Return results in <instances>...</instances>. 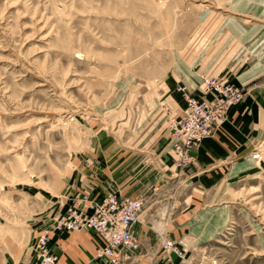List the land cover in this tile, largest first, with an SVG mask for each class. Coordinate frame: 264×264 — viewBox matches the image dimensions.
<instances>
[{"label":"rangeland","instance_id":"374dc122","mask_svg":"<svg viewBox=\"0 0 264 264\" xmlns=\"http://www.w3.org/2000/svg\"><path fill=\"white\" fill-rule=\"evenodd\" d=\"M241 5L0 0V261L17 243L33 241L35 251L44 229L68 232L54 230V223L83 198L113 194L143 205L141 196L127 194V181L149 165L154 141L167 143L176 171L189 169L191 152V162L180 163L170 148L169 126L183 115L184 94L207 100L193 93L189 81H199L200 95H209L204 79L231 84L226 75L202 69V56L221 25L248 24L234 13ZM229 37L220 36L214 50ZM235 50L227 49L224 58ZM259 127L249 152L234 162L249 169L227 171L203 196L202 210L223 211L216 231L202 242L161 243L180 264H264V123ZM116 178L127 182L124 194L94 195ZM187 185L170 192V204L188 203L186 192H179ZM165 242L175 243L178 253L166 250Z\"/></svg>","mask_w":264,"mask_h":264},{"label":"crops","instance_id":"0c3cea01","mask_svg":"<svg viewBox=\"0 0 264 264\" xmlns=\"http://www.w3.org/2000/svg\"><path fill=\"white\" fill-rule=\"evenodd\" d=\"M241 1L243 5L234 13L241 15L242 21L248 24L231 21L221 25L210 41H217L226 34L230 36L225 42L227 45L224 43L214 50V41L205 47L201 68L216 75H226L231 84L243 90V101L227 110L221 128L212 138L191 151L192 163L185 172L180 173L172 166L170 149L165 141H154L149 145V165L130 174L127 181L131 185L127 194L141 196L144 203L139 222L130 229L139 248L126 253L123 264H180L174 255L161 250V243L165 239L196 243L209 238L224 216L222 209L219 213L202 210L203 196L227 171L233 170L236 174L249 169L248 163L234 162L249 152L251 141L261 130L259 125L264 123V0ZM253 21H258L257 27L251 24ZM222 47H225V53L230 47L236 50L231 58L225 59ZM191 81L188 84L193 86V93L210 99L209 95H200L197 79ZM164 95L162 98L168 100ZM179 105L181 112L183 105ZM116 180L115 184L107 185L104 191L94 195L109 191L124 194L123 186L127 182L121 178ZM183 182L188 185L179 192H186L188 203L185 204L184 199L179 206L170 204V192H178V186ZM171 183L176 184L171 186ZM33 244L32 241L12 246L3 253L0 264H34ZM48 246L60 264H106L95 258L103 240L92 231L53 232Z\"/></svg>","mask_w":264,"mask_h":264},{"label":"built area","instance_id":"2783aa9c","mask_svg":"<svg viewBox=\"0 0 264 264\" xmlns=\"http://www.w3.org/2000/svg\"><path fill=\"white\" fill-rule=\"evenodd\" d=\"M202 86L211 96V101L184 94L183 115L171 121L169 126L170 148L182 164L191 162L192 149L209 138L229 106L239 103L244 97L242 89L229 83L204 79ZM142 209L141 200L113 194L97 201L83 198L77 207L69 208L57 218L53 229L68 232L90 230L103 240L95 258L107 264H123L125 253L139 247L130 229L139 222ZM50 231L44 229L36 238L34 264H60L48 247ZM164 248L178 253L175 243L165 242Z\"/></svg>","mask_w":264,"mask_h":264}]
</instances>
